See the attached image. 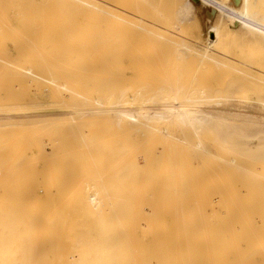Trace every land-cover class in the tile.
<instances>
[{"label": "bare ground", "instance_id": "obj_1", "mask_svg": "<svg viewBox=\"0 0 264 264\" xmlns=\"http://www.w3.org/2000/svg\"><path fill=\"white\" fill-rule=\"evenodd\" d=\"M70 1H72L74 3L76 8L81 10V13L83 16H89V19L91 18V20H88V21H91V23H93V25L91 24L92 26L90 25V27H92L93 30L96 29L95 31H97L98 33L103 32L104 30H108L106 32L110 33V31L117 28V29H119V32L121 29H123V30H121V32L122 31L126 32L129 29L130 30L138 29L136 31H138L139 34H141V33L147 34L148 32L152 33L153 31L155 34H157V31H155V30L157 28H159V30L161 29L154 22L155 21L154 19H153L154 21L148 19L149 15L153 14L152 12L156 13L157 11H155V10L153 11L151 8H149L150 5L145 6V4L143 3L144 4V6H143L141 4L143 1L141 2V0H70ZM170 1L173 4L172 5L173 9H171L172 12H175V14L177 13L176 15L181 16V18H180L181 21H191V19H192L191 14L195 8L192 0H170ZM200 1H202L203 3H205L206 5H208L209 7L212 8V10L206 11V17L210 19L209 20L210 21V25H209L210 29L208 32L214 33V38H209L207 40L206 45H204L200 42L198 25L195 26L196 31L193 30V29H195L194 26L191 30V31H193V32H191V36L193 37V40L190 43L192 44V46L196 50H198L199 54L202 57L201 58L202 61L207 59L208 63L210 62L212 64L222 66L223 68H229V66H232V65H228L225 61H222V60H220V58L215 56V53L216 54L219 53V54H221V56L224 55L220 51L226 49V48H224L226 45L225 42L227 41L225 35L230 30L229 25H228L229 23H232V24H235V26L238 25L239 27H241L243 32L246 35H248L249 37H251L253 39V41L256 43V45L259 44L264 48V0H200ZM0 8H2V7H0ZM1 10L2 11H0V12H2V13H0V16H1L0 21L2 19H3L2 21H4V18H2L1 14H3V17H5L4 13H6V12H4L3 9H1ZM215 11H218L221 14V15L218 14V15H220V19H218V20L217 19L213 20V18H212ZM22 13L25 14V12H22ZM155 13H154V15H156ZM20 14H21V12H20ZM27 15H29V14H27ZM29 17H28V19H29ZM152 17H153V15H152ZM2 21L0 22L1 23L0 26L1 25L3 26V24L6 23V21H4V23L2 24ZM24 21H25V19H24ZM103 21H105L107 23L110 22L111 24L105 23L106 25L103 27V25H102L104 23ZM100 22H103L101 24V26L99 25V27H103V28H100V29H103V31L97 30L99 28L98 24H100ZM145 23H147L148 25H145ZM87 24H90V23L88 22ZM95 24L97 26H95ZM112 24L116 28L113 27ZM107 25L108 26L110 25L111 28L108 27ZM4 26L6 28L7 25H4ZM87 26H85V27H87ZM94 26H95V28H94ZM107 27H108V29H107ZM7 28L10 29L11 27H9V25H8ZM109 28H110V30H109ZM11 29L14 30L15 28L12 27ZM117 29H116L117 34L115 33V35H119L121 33V32L118 33ZM177 29L179 30L180 28L177 27ZM15 31H17V30H15ZM42 31L45 32V30H41L40 33H44ZM160 31H162V29ZM187 31H189V30H186V32ZM114 32H115V30H114ZM131 32L132 31H130V33ZM133 32H135V31H133ZM208 32H207V34L209 35ZM22 34L23 33H21V35ZM100 34H102V33H100ZM166 34L168 35V33H166ZM15 35L18 37V35H20V34H15ZM104 35H106V34H104ZM124 35L125 36H123V33H121L119 36L123 37V38L125 37V39L119 38V36L117 38L116 36H114V34L112 36L115 37V40H116L115 45L118 44V42H120L119 40H121V39L125 40L123 42H125L126 44L123 45V42L121 41L122 43H120V45L122 46V48L124 50L123 52H125L124 54L126 56L127 52L124 49L125 48L124 46L127 47V42H126L127 41L126 40L127 35L126 34H124ZM175 35H178V34L176 33ZM145 36H148V35H145ZM23 37L27 38V36H25V35ZM158 37H161V36H158ZM172 37L177 38L178 36L177 37L172 36ZM43 38H45V37H43ZM102 38H104V36ZM109 38H111V37H109V35H108L107 39L105 37V42H107L109 40ZM201 38H202V36H201ZM113 39L114 38H112V41H113ZM149 39H150V37H149ZM115 40L113 42H115ZM29 41H30V39H29ZM109 41H111V40H109ZM175 42H176V39L174 40V43ZM129 43H130V41H129ZM174 43H172V44H174ZM178 43L176 42V45ZM95 46H94V48H96ZM179 46L182 47V45H180V44H179ZM27 47H28V49L30 48L29 45ZM34 48L35 47H33V49ZM36 50H38V49L36 48ZM36 50H34V51H36ZM153 50H154V47H153ZM227 50H225V52H227ZM29 51L30 50H28V52ZM38 51L41 52L42 50H38ZM117 51H118V49H117ZM31 52H33V50H31ZM20 53H22V52H20ZM20 53L18 55L20 57V59H22L23 56L25 57L22 59V62H23V60L27 61L26 59H28V58H26V57H28V56H25L24 53H22L21 54L22 57H21ZM25 53H26V51H25ZM156 53L157 52L155 51L153 53V55H155ZM31 54L27 53V55H29V59H30L29 61L32 62V61H34V59H31V58L36 57V56H34L36 54L35 53H33L32 55ZM128 54H127V56H128ZM130 54H131V52H130ZM185 54H186V52H185ZM231 55H232V53H231ZM259 55L261 56L262 54L260 53ZM133 56L135 57V55H133ZM2 57L3 56L0 55L1 64H3L4 61L8 60V58L5 57L4 61H2L4 58V57L3 58ZM19 57H18V59H19ZM134 57L132 60H134ZM227 57H229V56H227ZM47 58H49V57H47ZM158 58H159V56H158ZM9 59H10V62H6V63L4 62V64L7 65V63H8L7 66H10L12 68L13 73L15 72L16 75L19 76V78L18 79L16 78V80H15V78H13L14 81H17V80L19 81L20 79H22L23 81L25 80L26 82L28 81L29 85L26 86V88H24V89L32 87L30 85V83L36 82L37 80H38V82L34 83L36 86H38L37 83L40 85V80L42 83L44 82L43 80H46V82H47V78L44 77L45 74H42L43 72L40 71L41 67H40V69H37V68L35 69L34 67H31L32 63L30 64V62H27L28 64L31 65V66L30 65L29 66L31 68H33V69H31L30 67L24 65L26 62L25 63L23 62L24 63L23 64L21 61H19V63L20 62L22 63V64L21 63L19 64V63H17L18 62L17 58H16V60L14 59V62L12 61L13 59L11 60L10 57H9ZM35 59H37V58H35ZM41 59H42V57H41ZM46 59H45V61H46ZM117 59H118L117 55L115 54L114 61H116ZM157 59H155V60H157ZM250 59H252V58H250ZM38 61H41V60L38 59ZM45 61L42 59L41 62L43 63ZM179 61H180V59H179ZM35 62H36V60L34 61L33 65L36 67L37 65L35 64ZM41 62H39V63H41ZM116 62H114V64ZM36 63L39 65L38 62H36ZM157 63H159V62H157ZM173 63H174V61H173ZM204 63H205V61H204ZM237 64L239 66L236 68V70H237V74L239 76H237L235 81H237L236 85H238V90L237 91L233 90L234 95H232V93H231L232 96H230L229 93H227L229 91H226L227 95H224L225 94V92H224V94L221 96H218L217 99L214 96H208V95H204V94L195 95L193 90L185 89L183 87L185 85H183L182 87H176L175 88V87H172L173 85L172 86L167 85V82H165L164 80H163V82H165V86L166 85L169 86L170 89L168 87H167L168 89L165 87H160L156 91L157 93L155 92L156 94H154L152 96H148L149 95V92H148V95L145 96V93H143V87H146V86H142V85L134 86L131 84L132 82H130V81L134 82V80H136V79L138 82L141 81V80H138V78L136 77V75H140V77H139V79H140L142 76L138 72L139 74H136V73H135L136 75L134 74V77H136V79L133 77V74L128 78H125L123 76L124 78H122V79L123 80L127 79L129 82L127 84H125V82H124L125 85L118 90H117V88L114 87V89H115V90L113 89L114 92L110 93V95L108 94L109 99L108 100L104 99L106 101L98 98L95 94L91 93L92 95H90L88 89L89 90L93 89L94 84L92 86L93 88H91V87L90 88L88 87V89L86 88V91H88V92L82 93L81 92L82 90L85 91L84 87H86V86L83 87V85L85 83L83 85L81 83H79V85L76 86L72 82L71 85L74 84L73 86L76 88L79 86L82 89V87H83L82 90L79 89L76 91V89L75 90L68 89V86L66 87V85H64L63 83H58V82H55V80H54V82L52 83L53 88H51L48 85L51 88V90L49 89L50 90V92H49L50 98L55 99L56 97H58V95H59V97L57 99L62 98V97H60V93L64 90L63 92L67 91V92H69V94L76 96L78 103H79V99L84 100V102H81L80 105H73L71 107L70 106L65 107V108L61 107L60 110H54V109L51 110L50 108L48 109L46 107L47 106L46 105L44 108L42 107V109L41 108L39 109L38 106H37V108L32 107V109L34 111H15V110H12V111H7L4 114L0 113V120L6 121L5 123H7V121L9 122L10 120L17 119V118L42 117V116L69 117L70 119H72V123H73V121H75V122L77 121L79 123V119H80V122L81 121H87V119L89 122V119L91 121L93 118L99 117V115H102L103 118L106 116L105 118H107L108 120H111L113 122L112 123L113 126L114 127L117 126L118 130L122 129V130L127 131V132H131L133 130L134 131L139 130L140 132L142 130H147L153 135V138L150 141H148L149 143H147V146H148V144L150 145V146H148V148H146L145 144H143L144 142L141 144H136L137 142L132 140L133 143L135 142L134 144L132 143V141H130V143H128L129 141L128 142L126 141L125 143H121L120 146L124 144V147H125V144L127 143V145H126L127 148L125 147V149H124L123 147H121V148L119 147L118 150H120V151H117L119 155H115L116 152L115 153L113 152V154L116 156L115 159L113 158L114 160H116L115 162H113V165L111 168L113 171L110 169L107 171L108 173L106 172V175L109 174V172H112V173L115 172L116 174L118 173L119 175L117 174L118 175L117 176L114 173L113 174V175H115V176H113L114 178L112 176H110L112 178L111 181L108 180L109 182L106 181L107 183H104V184L101 182H104L105 180H107L108 175L106 176L101 172H102V169H104V168L106 169V166H107L106 163L109 164L108 162H110V161L112 162L113 159L110 156L113 154L111 153L110 156L108 155L110 157L109 159H111V160L108 159L109 160L108 161L107 158H105L104 152H103L104 157H103V153L101 152L102 157L99 158V156H98L99 153L97 150L96 154L98 157H95L96 154L94 153L95 156L92 155L93 157H91L92 159H90V157L86 158L91 153L90 149H89V151H90V153H89L88 148H87V152L89 154H87V156L84 157L86 159L84 161L82 160V162H81L82 164L80 163L82 165V167L80 168L81 173L77 176L78 181H75V184L72 183L73 188H71L72 191L70 190L71 193H69V195H68V196L72 197V198H70L71 200L69 199L70 201H68L72 206L69 205L66 208L65 206L68 203L66 201L67 203L65 202L66 204L64 206L65 207L64 212L62 211L61 216L64 215V213H65V215L62 217L60 216L61 217L60 221L54 222V223L48 222V225L46 226L47 227L46 232H47V236L49 239V240H47V238H46V240L49 241V243H50L49 249L52 252L48 256H46L47 257V259L45 260L46 263H40V262H38V263L34 262V263L35 264H229L228 258H229L230 254L233 255L234 253H236V255L234 254V256L238 257L239 255L237 256V253L239 252L240 254L242 253L244 255V253L246 252L243 250L244 244L243 245L240 244V242H242L244 238L239 237V236L241 235V233H245V232H248L250 230V229L248 230V228L244 227V226H247V225L250 226V225L256 223V221H253L255 216L264 220V210L262 209L263 211L261 212L260 211L261 206L259 205L260 206V207L258 206L259 209L257 208V210H259V212H256L253 214L250 211H249L250 213L245 211V210H249V209L251 210L252 206L247 207V205H248V203L251 204V201L253 199L252 200L250 199L249 200L250 202H248V200H247L248 203H247L246 207L245 206L241 207V205L238 204L237 202L236 203L239 206H235V204H236L235 200L237 199L236 198L237 195H233L235 193V190L233 193L232 188H230V186H229L230 185L229 182L231 181L232 177L230 179L229 178L227 179L228 175L226 174L225 171L224 172H222V171L225 169H228V170L230 169V172L229 171H227V172L231 173L233 171L232 172L233 174L231 173L232 175H234L235 173L238 174L240 172L241 173L243 172L242 173V174H244L243 177L248 175V179H251V181L253 179V180H257V182L259 181L260 183L264 184V182H263L264 181V163H263L264 160L261 161V159H264V117H259L258 114H257V116H255L256 113L255 114L253 113L254 114L253 115L251 113H247V112L238 110L237 109L238 106H237V108L235 107L236 109H233V107L231 109V108L225 107L224 105L227 104L230 101V99H232V100L234 99L235 101L237 100V102H240L242 100L245 102H255V103H258L264 107V67L258 66V65H260L258 60H252L249 63H245L244 61L238 60ZM49 65H45L46 66L45 68H47V66H49ZM173 65H172V68H174ZM40 66H41V64H40ZM200 66H198V69L200 68ZM10 67H9V69H10ZM45 68L43 67V69H45ZM51 68H52V65H51ZM53 68H54V64H53ZM53 68H52V71L54 72V70H55V72L57 71L56 73L58 74V71H59V70H57L58 68L54 69V70H53ZM141 68H144L143 65L141 66ZM164 69H166V68H164ZM45 70L46 71L50 70V66L48 67V69H45ZM143 70H141V71H143ZM230 70H232V69H230ZM138 71H140V70H138ZM75 72L77 73V70H75ZM78 72H80V71H78ZM164 72H165V70H164ZM44 73H46V72H44ZM50 73L52 74L51 70H50ZM141 73L143 74V72H141ZM195 73H197V71ZM50 76L51 75H49V77ZM12 77H13V74H12ZM63 77H64V75H63ZM132 77L134 78V80L130 79ZM142 77L144 78V75ZM194 77H193V79H194ZM54 78H56V77H54ZM113 78H117V77L113 76L112 80H114ZM122 79L120 78V80H122ZM18 81H17V83H19ZM25 81H24V83H25ZM74 81L76 82L77 79L76 80L74 79ZM117 81H119L118 78H117ZM142 81L143 82L145 81L146 83L151 82L150 80H148V81H150V82H148L147 80H145V78ZM142 81H141V83H142ZM190 81H189V83H190ZM79 82H81V81H79ZM114 82H116V80ZM169 82H171V81H169ZM151 83H153V82H151ZM183 83H185V82H183ZM189 83H187V84H189ZM192 83H191V86H192ZM229 83H230V81H229V79H227L225 85H228ZM21 84H22V82H21ZM34 84L32 83V85L35 87ZM45 84H48V83H45ZM80 84H81V86H80ZM178 86H180V85L178 84ZM219 86H220V84H219ZM41 87L40 86H39V88L36 87V91H37V88L39 89L38 91H41ZM233 87H235V86L233 85ZM215 88H217V87H215ZM230 89H231V87L229 88V90ZM90 92H92V90ZM41 93L40 94L36 93V94H38L39 97H45V95L41 94ZM152 93H154V92H152ZM216 95L217 94H215V96ZM10 98H12V97H10ZM63 99H66V98L63 97ZM63 99H61V101ZM75 102H76V100H75ZM50 103H53V102H50ZM54 103H55V101H54ZM61 104H63V102ZM230 107H231V105H230ZM258 107H260V106H258ZM245 108H246V106H245ZM58 109H59V107H58ZM105 113H106V115H104ZM76 116H78V117H76ZM102 116H100V117H102ZM103 118H100V119H103ZM111 121H109V122H111ZM75 122H74V124H75ZM114 122H115L116 126L114 125ZM11 123H14V122H11ZM109 124H111V123H109ZM110 126H111V128L113 127L112 125H110ZM22 127H24V126H22ZM22 127H21V129H22ZM35 128H37V127H35ZM232 128H234V131H235V128H237L238 131H239V129H241L239 134L236 131L237 132V138H238L237 140L234 139L235 136H232L233 134H232L231 130L230 131H231L232 135H230V133L228 135L229 129H232ZM91 130H92V127H91ZM111 130L113 132L115 131V130H113V128ZM36 131H37V129H36ZM87 131L92 132V131H90V129ZM173 131H175V132H173ZM206 131H208V132L210 131V133L212 134L210 136V138L206 137V139H205L202 136L203 133H207ZM241 131H242V133H241ZM243 131H244V133H243ZM245 131H249L251 133L246 134ZM28 132H29V130H28ZM38 132H40V131H38ZM126 134H128V133H126ZM15 135H17V134H15ZM129 135L132 136L133 134L132 135L129 134ZM30 137H31V135H30ZM4 138H3V141L5 140ZM15 138L18 139V137H15ZM123 138L125 139L124 136L122 137V139ZM138 138H137V141H138ZM161 138H164V140L162 141ZM89 139H90V137H89ZM131 139H134V136H132V138H130V140ZM210 139L214 141L213 144L211 145V149L208 148V146H209L208 143H209ZM9 140H10V137H9ZM140 140L142 141V139H140ZM22 141L24 142V140H22ZM164 141H166V143H164ZM171 141H172L174 146H175V144H177L179 147L183 146V147H185V149H189L188 152L186 154H184L185 157L183 158V160H187L188 157H191V156H195V157L200 156V157H205L207 159H210V161L216 162L215 168H217V166H218V168L220 170L223 169L222 171H220V172H222L221 173L222 178L220 176L221 175L220 173H219L220 175H218V176H220L221 179H224L223 175L226 174L225 175L226 179H224L226 181V183H223V185L225 187H229V189H226V190H229L232 192L226 191L227 192L226 193L224 191L225 193H223V195H221L223 190L219 189L218 191L217 190L214 191L213 188H211L212 186H210L212 182L209 183L210 185L208 184L210 186L208 191H210V188L213 190V191H210V193H208L207 189H206V191L204 189L203 190L199 189L200 187H198L194 190L192 189V191H189V190L180 189L178 186H176V185H179L176 182L177 181L179 182V180H177V178L179 175H181L179 173L182 170V168L178 164L175 165V163L179 162L182 159H180L178 157L179 155H181V154H179V153H181V151L177 149V145H176V149L171 148V144H172ZM10 142H11V140H10ZM121 142H123V141H121ZM138 142H140V141H138ZM157 142H161L162 144H164V145L161 144L162 146L160 145L161 150L159 148L157 150V144H158ZM8 143H9V141H8ZM87 144H89V143H87ZM7 145L9 146V144L6 143L5 146H7ZM15 145H16V142H15ZM70 145H71V143H70ZM91 145H94V144H91ZM103 145H105V143ZM113 145H115V144H113ZM168 145H170L169 148L166 147V149H165V147H164L162 149L163 146H168ZM11 146H12V144L9 147H11ZM117 146H119V145H117ZM83 148H85V144L83 145ZM122 148H123V150H122ZM4 149H8V148H4ZM14 149H16V147ZM18 149H19V147H18ZM185 149H184V151H185ZM121 150H122V152H121ZM174 150H176V151H174ZM101 151H102V149H101ZM3 152H5V151H3ZM16 152H17V149H16ZM18 152H20V151H18ZM18 152H17V154H18ZM92 152H94V151H92ZM106 152H108V151H106ZM20 153H22V152H20ZM70 153H69V156H70ZM1 155H4V154H1ZM136 155H141V157H142L141 159H143L144 161L149 162V163L153 162V161L158 162L157 168H158L159 172L160 171L162 172V174L164 172H169L168 175L170 174V172L172 173L168 177L169 178L168 183L165 181L168 185H164V187L166 186L167 188L166 187L164 188L163 185H162V187L164 189H160V187H159L163 181V179H161V177H160L161 176V173H160V175L159 174L157 175L158 178L160 177L159 179H161V181H160L161 183L158 181L160 184V185H158L159 189H155V188L151 189V187H150L151 183L143 179L145 176L140 175V174H142V171H140V169H139V164L136 160ZM90 156H91V154H90ZM100 156H101V154H100ZM195 157H194V159H196ZM238 158L239 159L245 158L244 161H247V158H249V159L253 158V160L255 159V163L253 161L254 165L252 164V167H247L248 165L246 167H244L242 164L239 163V161H237ZM1 159H2V157H1ZM77 159H78V157H77ZM249 159H248V162H250L252 160V159H250V160ZM12 160H14V159H12ZM198 161H200V160H198ZM79 162L80 161H78V163ZM186 162H185V164L187 165ZM194 162H196V161H194ZM260 162L263 164H261ZM5 163H7V162L5 161ZM5 163H2V164H5ZM217 163H219V164H217ZM251 163H249V164H251ZM257 163H259L260 167H262V165H263V169L262 168H261V170H260V168L258 169ZM146 164H147L146 165V167H147L149 164L148 163H146ZM10 165H9V167H10ZM15 165L17 166V164H15ZM104 165H105V167H104ZM153 165H155V163ZM196 166H197V164H196ZM2 167H5V166H2ZM48 167H51V166L49 165ZM146 167H145L144 173L146 171L147 172L145 174L148 173V170H146ZM12 168H13V165H12ZM1 169L3 170V168H1ZM105 169H104V171H105ZM120 169H122V170H120ZM186 169L189 173L188 168H186ZM99 170H101L100 174H99V172H97ZM196 170H197V167H196ZM234 170L237 172H235ZM119 171H121V174L119 173ZM93 172H95V173H93ZM152 172H153V169H152ZM4 173H5V171H4ZM39 173L43 174L41 172H39ZM97 173L101 176L96 175ZM112 173H110V174L112 175ZM149 173H150V171H149ZM223 173H225V174H223ZM245 173L247 175H245ZM145 174H143V175H145ZM231 174H230V176H231ZM0 175L2 176L3 174H0ZM148 175L150 176V174H148ZM197 175H198V171H196V178L199 177ZM249 175H251L250 178H249ZM105 176L107 178H105ZM102 177L105 180L102 179ZM110 177H109V179H110ZM236 177L237 176L235 174V178ZM241 177H242V175L240 176V178ZM19 178H20V176H19ZM151 178H153V176ZM158 178H156V179L158 180ZM162 178H163V175H162ZM238 178H239V176H238ZM238 178H236V179L238 180ZM96 179H98L100 181L102 180V181L101 182L100 181L95 182ZM245 179H246V177H245ZM245 179H244V182L246 183V187H248V192H249V189L252 187H249L248 184L250 186L252 184L250 183L251 181L249 182V180H245ZM166 180H168V179L166 178ZM198 180H199V178L196 181L197 183H198ZM227 180L228 181L230 180V181L227 182ZM237 180H236V182H237ZM190 182H191V179H190ZM40 183L38 182L39 185H40ZM234 183L233 182L231 183V187L234 186L233 185ZM252 183H256V182L252 181ZM35 184H36V180H35ZM225 184L228 186H226ZM235 184H237V183H235ZM28 185H29V183H28ZM28 185H26V186H28ZM52 185H53V183H52ZM173 185H175V188L171 187ZM212 185H213V183H212ZM191 186H192V184H191ZM239 186H241V184ZM259 186H261V184ZM156 187H157V185H156ZM196 187H197V185H196ZM213 187H214V185H213ZM225 187H224V190H225ZM237 187H238V185H237ZM243 187H241V188H243ZM176 188H178V189H176ZM245 188H243V189H245ZM263 188H264V186H263ZM258 189H260V187H258ZM64 190H62V191H64ZM70 191H68V192H70ZM216 191H217V193H215ZM3 193L5 194V191ZM57 194H59V193L57 192ZM248 194H249L248 196H250L251 192ZM261 194H262V192H261ZM261 194H259L260 197H261ZM47 195H49V194H47ZM63 195H60L61 199H62V200L60 199L61 201H64L65 199L63 200V198L67 197V196L62 197ZM208 195H210V196H208ZM254 195H255V193H254ZM14 197H15V195H13V198ZM240 197L245 198L244 195L240 196ZM28 198L29 197H27V199ZM260 199H262V197ZM260 199L258 200L259 202L261 201ZM17 201H18V199H17ZM61 201H59L60 205H61ZM230 201H232L233 204ZM237 201H238V199H237ZM245 201H246V199H245ZM0 202H1V200H0ZM28 202H29V199H28ZM28 202H27V204H28ZM34 202L35 201H33V203ZM40 203H38V204L40 205ZM213 203H215L217 206L216 205H215L216 207L213 206L214 205ZM23 204H25V202ZM34 204H37V202ZM245 204H242V206ZM56 205H58V204L56 203ZM23 206H25V205H23ZM254 206H255V204H254ZM0 207H2V206H0ZM25 207H28V206H25ZM39 207H37V205H36V208H39ZM255 207H257V206H255ZM263 207H264V205H263ZM17 208H19V207L17 206ZM20 208H22V207L20 206ZM31 208H34V205ZM42 208L43 207L41 205V209ZM54 208H56V207L54 206ZM61 209H63V208H61ZM26 210H27V208H26ZM51 210H50V213H51ZM6 211L7 210L5 208H0V239H1V243L3 242L2 239L5 240V238H4L5 235L10 234V232L8 233L7 230H9V231L12 230L10 235H14L13 229H11V228L9 229L8 226L18 227L20 224V223H16V222H14V224H11V223L8 224V221H6V220H8L9 218H7V215L5 214ZM52 211H54V210H52ZM254 211H256L255 208H254ZM38 213L36 212L35 216L38 215L37 217H39L43 213L41 215L42 220H43V218H45L47 216H48V218L50 217V215H47V213L44 211L39 213L40 215ZM55 213L56 212L54 211L53 214H55ZM48 214H49V212H48ZM253 215H254V217H252ZM53 217L55 218V215ZM48 218H45V219H48ZM15 219H16V217H15ZM41 219L40 220L38 219V223L40 221H42ZM35 220H36V218L34 217V221ZM48 220L50 221L53 219H48ZM44 223H46V221H44ZM257 223L260 224V222L258 220H257ZM27 224L28 223H26L25 226H27ZM33 224L37 225L36 223H33ZM41 224H43V223H41ZM30 225H32V224H30ZM41 226L43 227V225L39 224V227L37 225V228H34L35 226L32 228H34V229L40 228L42 230L43 228ZM260 226H262V224ZM242 227H244V228H242ZM252 227H255V226H252ZM6 228H7V230H6ZM249 228H251V227H249ZM28 229L32 230L31 227ZM252 229L253 230H250V233L255 237L257 236V238H255V239H257L256 242L258 244L261 242L259 244V246L262 247L261 244H264V242H262V241H264V240H262L263 235H264V227H260V228L255 227ZM44 230H45V228H44ZM16 231L18 232V229H16ZM37 231L38 230L33 231V233L37 232ZM5 232H7V233L5 234ZM39 232H40V230L38 231V233ZM14 233H15V230H14ZM25 234L29 235L30 233L28 232ZM37 234H36V239L32 236L26 238L25 237L26 235H25L24 237L28 240V242L31 240V243H33L35 240H36L35 242H37V238L39 235V234L38 235ZM245 234H247V233H245ZM10 235H7V236H10ZM43 235L44 234H42V236ZM31 237L35 240H33ZM39 237H40V235H39ZM249 237H250V235H249ZM41 238L42 237H40V239ZM238 238H240V239H238ZM252 239H253V237H252ZM21 240H23V238H21ZM237 240H239L240 242H238ZM247 240L248 239H246V241ZM246 241H244V242H246ZM12 242H14V241H12ZM18 242H20V241H18ZM226 242H228V243L225 244ZM237 242L240 244V246L242 247L241 249L243 251H239V249H238L239 245ZM248 242H249L248 244L245 243V245H247V248L251 247V246H249V244H250L249 240H248ZM251 242L253 243V241H251ZM3 244H6V242ZM17 244L19 246L20 243H17ZM38 244H39V242L34 244V247ZM254 245L255 244L253 243L252 246H254ZM13 246H14V244H13ZM256 246H258V245H256ZM11 247H12V245H11ZM11 247L8 249L9 251H10ZM29 247H30V245H29ZM34 247H32V249ZM3 248H6V246H4ZM3 248H2V250H3ZM16 248H17V246H16ZM247 248L245 247L244 249L247 250ZM37 249H34V251L36 250V253H37ZM30 250H31V248H30ZM9 251L7 253L8 255L7 254L0 255V264H22L24 262V261H22V262L15 261V258H16L15 255L17 256V253L15 252L16 254L13 257H11L12 255L11 254H10L11 256L9 255ZM11 251H12V249H11ZM232 251H237V252H232ZM255 251H256V249H255ZM263 251H264V249H263ZM3 253H6V252H3ZM21 253H22V251H21ZM44 253H46V252H44ZM22 254L27 255V253H22ZM22 256H25V255H22ZM32 256H35V255L32 254L31 258H32ZM43 256L45 257V255H42V257ZM234 256H232V259L234 258ZM240 256H242V255H240ZM240 256H239V258H237L239 262L241 260ZM246 256H248V255L246 254ZM4 258H5V260H4ZM260 258L263 259L264 257L260 256ZM9 259H11V260H9ZM21 259L25 260V258H21ZM237 259L235 258L236 262H237ZM33 261H34V259H33ZM27 262H29V261H27ZM27 262H24V263L27 264ZM30 262H31V259H30ZM229 262H231V261H229ZM242 263L244 264V262L241 260V262L239 264H242ZM30 264H32V263H30ZM254 264H255V262H254Z\"/></svg>", "mask_w": 264, "mask_h": 264}, {"label": "rangeland", "instance_id": "obj_2", "mask_svg": "<svg viewBox=\"0 0 264 264\" xmlns=\"http://www.w3.org/2000/svg\"><path fill=\"white\" fill-rule=\"evenodd\" d=\"M192 1L194 3L195 8H194V10H193V12L191 14V17H192L191 21H181L180 20L181 16L176 15L177 13L175 14V12H172L171 9H173L172 8L173 4L171 3L170 0H141V2H142L141 4L143 6H144V4H145V6L150 5L149 8H151L153 11L154 10L157 11L156 13L152 12L153 14H150L148 19H150V20L154 19L155 21L154 20L153 21L162 29V31H160L161 29L159 30V28L156 27L157 29L155 31H157V34H155L154 31L152 33L148 32L147 34L146 33L145 34L144 33L139 34L138 31H136L138 29H136V30H130L129 29L128 31H126L127 32L126 33L125 31L121 32V30H123V29L120 28L121 29L120 32L123 33V36H125L124 34L127 35L126 36L127 47L124 46L125 47L124 49L126 50L127 54L128 53L130 54V52H131L130 55L128 54V56H127V54H126V56H125V54H124L125 52H123L124 50H123L122 46L120 45V43L125 41V40H123V39H125V37L123 38V37L119 36L121 34L119 32V29H117L112 24V26L115 27L117 29L118 33H120V34L119 35H115L116 29H113L112 31H110V33L106 32L108 30H104L105 31L104 32L103 29H100V28H103L106 25L105 23H107V22L103 21L104 23L100 22V24H98V27H99V25L101 26V24L103 23L102 24L103 27H99L97 29L98 31L102 30L103 32H99L98 33L97 31H95L96 29L93 30V28L90 27L91 24L93 25V23H91V21H88V20H91V18L89 19V16H83L82 13H81V10L76 8L74 3L72 1H70V0H0V7H2V8H0V11H2L1 9H3V11L6 12V13H4L5 17H3V14H1L2 18H4V21H6V23L3 24L4 21H2L3 20L2 19L1 21H2L3 26L2 25L0 26V28H1L0 29V55H2L4 57V58L2 57L3 58L2 61H4V59L6 57V58H8V60L6 59L7 61H4V62L5 63L6 62H10V59H9V57H10L11 60L13 59L12 60L13 62H14V59L16 60V58H17V61H18V62L16 61L17 63H19V61L22 62V59L25 58V57L23 56V58L20 59V57L18 56L19 53L22 52V53H24L25 56H28V57H26V58H28V59H26L27 61L23 60V62L24 63L25 62L26 63L30 62V64L32 63L31 64L32 66L30 64H28V63L27 64L26 63L24 64L23 62L22 63L24 65L28 66V67H30V66L34 67L35 69L36 68L40 69V67H41L40 71L43 72L42 74H45L44 77L47 78V82H46V80H43V79L42 80L45 83H48V84H45L44 82L42 83L41 80H40V85L37 83L38 86H36L34 83L38 82V80H37L36 82H32L35 85V87L32 85V83H30V85L32 87L29 86L30 88L24 89V88H26V86L29 85L28 81L26 82L24 80L25 83H24V81L22 79H20L19 81L17 80L19 83H17V81H14L13 78H15V80H16V78L18 79L19 76H17L15 72L13 73L12 68L10 66H7L8 63L6 65V64H4V62H3V64H1V62H0V80L2 81V82L0 81V86H1L0 87V110H1L0 113L4 114L7 111H12V110H15V111H34L32 109V107H36L37 108V106H38L39 109L40 108L42 109V107L44 108L46 105H47L46 107L48 109L50 108L51 110H53V109L54 110H60L61 107L62 108H65V107H68V106L71 107L73 105H80L81 102H84V100L79 99V103H78V101L76 99L77 98L76 96H73L72 94H69V92H67V91L63 92L64 90L60 93V97H62V98H59L60 100L57 99L59 97V95L55 99L54 98H50L49 97V92H50L51 88H53L52 83L54 82V80H55V82L63 83L64 85H66V87L68 86V89H73V90L76 89V91L79 90V89L82 90L83 87L86 86V87H84L85 91H83V90L81 91L82 93L83 92L86 93V92L89 91L90 95L95 94L98 98H100L102 100H104V99L108 100L110 93L114 92L113 91L114 87L117 88V90H118V89L122 88L125 84H127L129 82L127 79H125L127 81L126 82L122 78H124V77L128 78L132 74H133V77H134L135 73L136 74L140 73L142 76L144 75L145 80H147V81L150 80L151 82H153V83H151L150 81H148L150 83H146L144 81L145 82L144 83L142 81V80H144V78L141 76V78L139 79L140 75H136V74H135L136 77L138 78V80H141L142 83H141V81L138 82L136 77H134L136 80H134L133 77L130 78V79L134 80V82L130 81V82H132L131 83L132 85H134V86H138V85L139 86L140 85L146 86V87H143V93H145V96L148 95V92H149L148 96H152V95L156 94L157 93L156 91L160 87H165V88L168 87L169 88V86H167V85H171V86L173 85L172 87H175V88L176 87H182L183 85H185L183 87L185 89H187V90H190V89L193 90L195 95L204 94V95H208V96H214L216 99L218 98V96L223 95L224 92H225L224 95H227V93H229L230 96L234 95L233 92L238 90V85H236L237 81H235L237 76H239L237 74V70H236V68L239 66L237 64L238 60L239 61H244L245 63H249L252 60H258V62L260 64L258 66L259 67H261V66L264 67V48L261 45H259V44L256 45V43L253 41V39L243 32L241 27H239L238 25L235 26V24L229 23L228 25H229L230 30L225 35L227 41L225 42L226 45L224 47V48H226L225 50H227V49L228 50H227V52H225V50L220 51L222 54H224L223 56H221V54H219V53L218 54L215 53V56L220 58V60L225 61L228 65H232V66H229V68H223L222 66L215 65V64H212L210 62L208 63V60L205 59V58H204L205 59L204 60L205 63H204V61H202V59H201L202 57L199 54L198 50H196L192 46V44L190 43L193 40V37L191 36V32H193V31H191V30H192L193 26L195 28V26L198 25L200 42L202 44H204V45H206L207 40L209 38H214V33L208 32L209 29H210L209 28V25H210V21L209 20L210 19L206 17V11L207 10H212V8L209 7L208 5H206L205 3H203L200 0H192ZM20 12H21V14H20ZM22 12H25V14L22 13ZM0 13H2V12H0ZM154 13L156 15H154ZM27 14H29V15H27ZM218 14H220V12H218V11L214 12V14L212 16L213 20L220 19V15L221 14L220 15H218ZM152 15H153V17H152ZM28 17H29V19H28ZM24 19H25V21H24ZM88 22L90 24H87ZM109 23L110 22H108L107 24H109ZM96 24H95V26H97ZM4 25H7V26L9 25V27H11V28L13 27L15 29L13 30V29L10 28L11 29L10 30V29L7 28V26H6V28H7L6 29ZM145 25H148V24L145 23ZM85 26H87V27H85ZM95 26H94V28H95ZM108 27H110V25ZM108 27H107V29H108ZM177 27H179L180 29L178 30ZM110 28H109V30H110ZM184 28L186 30H189V31L186 32V30ZM15 30H17V31H15ZM41 30H45V32L42 31L44 33H40ZM114 30H115V32H114ZM193 30L196 31V28L193 29ZM130 31H132V32L130 33ZM133 31H135L136 33L133 32ZM20 32L23 33V34L21 35ZM165 32L168 33V35ZM207 32L209 33V35L207 34ZM100 33H102L103 35L100 34ZM176 33L178 35H175ZM15 34H20V35H18V37H17ZM104 34H106V35H104ZM113 34L117 38H118V36H119V38H123V39L119 40L120 41V42H118L119 45L118 44L115 45L116 40H115V37L112 36ZM24 35L27 36L28 39L26 37L24 38L23 37ZM108 35H109V37H111V38H109V40H111V41L108 40L107 42H105V37L107 39ZM145 35H148V36H145ZM42 36L45 37L46 39L43 38ZM103 36H104V38H102ZM158 36H161L162 38L158 37ZM172 36H176V37L178 36V37L175 38V37H172ZM201 36H202V38H201ZM149 37H150V39H149ZM112 38H114L113 41L115 40V42L112 41ZM29 39H30V41H29ZM175 39H176L177 43L179 42L177 45H176V42L174 43ZM129 41H130V43H129ZM172 43H174V44H172ZM124 44H126V43L123 42V45ZM179 44L182 45V47L179 46ZM28 45H29L30 48L31 47L32 48L28 49V47H27ZM94 46L96 48H94ZM152 46L154 47V50H153ZM25 47L28 50H30V51L28 52V50ZM33 47H35V48L33 49ZM36 48L38 50H42V51L40 52V51L36 50ZM117 49H118V51H117ZM31 50H33V52H31ZM34 50H36L38 53L36 51H34ZM25 51H26V53H25ZM155 51L157 53L155 55H153V53ZM184 51L186 52V54H185ZM22 53H20V56H21ZM27 53H29V54L35 53L36 55H34V56H36V57L32 56L33 58H31V59H34V61L36 60V62H38V63L41 62L42 59L45 61V59L47 57H49V58L46 59L47 62L45 61L47 64L45 62H43V63L41 62L38 65L35 62V64L38 66V67L37 66L35 67L33 65L34 61H32V62L29 61L30 59H29V55H27ZM231 53H232V55H231ZM260 53L262 54L261 56L259 55ZM115 54L117 55V58H118L116 60L117 62L114 61ZM132 54L135 55V57ZM16 55L19 57L20 60L18 59V57ZM158 56H159V58H158ZM227 56H229V57H227ZM41 57H42V59H41ZM133 57H134V60H132ZM35 58H37V59H35ZM250 58H252V59H250ZM38 59L41 60V61H38ZM155 59H157V60H155ZM179 59H180V61H179ZM173 61H174V63H173ZM114 62H116V63L114 64ZM157 62H159V63H157ZM40 64H41V66H40ZM53 64H54V68H53ZM141 64L143 65V67L145 69L141 68V66H142ZM173 64L174 65L176 64V65L174 66ZM45 65H49L50 66V70H51L53 75L50 73V70H47V71L45 70V69H48V67H49V66H47V68H45L46 67ZM51 65H52L53 70L58 68L57 69V70H59L58 74L56 73L57 71L55 72V70H54L55 73L52 71ZM172 65H173L174 68H172ZM198 66H200L199 69H198ZM9 67H10V69H9ZM43 67L45 69H43ZM164 68H166V69H164ZM168 68L169 69L171 68V69L169 70ZM31 69H33V68H31ZM230 69H232V70H230ZM75 70H77V73L75 72ZM138 70H140V71L143 70V71H141V72H143V74L140 71H138ZM164 70H165V72H164ZM78 71H80V72H78ZM196 71H197V73H195ZM44 72H46V73H44ZM12 74H13V77H12ZM49 75H51V76L49 77ZM63 75H64V77H63ZM113 76L117 77L119 81H117V78H113L114 80H112ZM54 77H56V78H54ZM193 77H194V79H193ZM120 78L122 80H120ZM74 79L75 80L77 79V81L75 82ZM227 79H229L230 83L228 85H225ZM78 80L81 81V82H79ZM115 80H116V82H114ZM163 80L165 82H167L166 86H165V82H163ZM169 81H171V82H169ZM182 81L185 82V83H183ZM189 81H190V83H189ZM21 82H22V84L24 83L25 85L24 84L22 85ZM72 82L76 86L79 85V83H81L82 85L84 83L85 84L83 85L82 89L79 86H78L79 88L77 87L78 88L77 89L76 87L73 86L74 84L71 85ZM124 82H125V84H124ZM187 83H189V84H187ZM191 83H192V86H191ZM41 84L42 85L44 84V85L42 86ZM81 84H80V86H81ZM93 84H94V88L92 87ZM178 84L180 86H178ZM219 84H220V86H219ZM233 85L235 87H233ZM39 86L40 87L42 86L41 87V91H38L39 90L38 89ZM36 87H38L37 91H36ZM88 87L89 88L91 87L93 89L89 90ZM215 87H217V88H215ZM228 87L229 88L231 87V89L229 90ZM86 88L88 89V91H86ZM91 90H92V92H90ZM226 91H229V92L226 93ZM152 92H154V93H152ZM36 93L44 94L45 97H39L38 94H36ZM231 93H232V95H231ZM215 94H217V95L215 96ZM10 97H12V98H10ZM63 97H65L66 99H63ZM61 99H63V100L61 101ZM75 100H76V102H75ZM106 100H104V101H106ZM54 101H55L56 104L54 103ZM56 101L57 102L59 101V102L57 103ZM50 102H53V103H50ZM62 102H63V104H61ZM230 105H231V107H230ZM224 106L227 107V108H231V109H232V107H233V109H236L237 106H238V108H237L238 110H241V111H244V112H247V113H251V114H253V113L255 114L256 113L255 116H257V114H258L259 117H264V114H263L264 113V107L262 105L258 104V103H255V102H245L243 100L240 101V102H237V100L235 101L234 99L233 100L230 99V101L227 104H225ZM245 106H246V108H245ZM258 106H260V107H258ZM58 107H59V109H58ZM104 115H106V113ZM100 116H102V115H99V117L93 118L91 121L89 119V122H88V119H87V121H81V122H80V119H79V123L77 121L76 122L73 121V123H72V119H70L69 117H51V116L50 117L49 116L48 117L47 116H42V117L17 118V119L10 120L9 122L7 121V123H5L6 121L0 120V174H3L2 176L0 175V177H1L0 178V185H1L0 186V193L2 192L1 193L2 195L0 194V200H1L0 206H2V207H0V208H5L7 210L5 212V214L7 215V218H9V219L11 218L10 220L9 219L6 220V221H8V224L9 223L14 224V222H16V223H20L19 226L21 225L20 227L19 226L18 227H16V226H8L9 229L10 228L13 229V234L14 235H10L12 230L9 231V230H7L8 227L6 228L8 233L10 232V234H7V235H10V236L5 235L7 233V232H5V234H4L5 235V237H4L5 240L2 239L3 242L1 243V239H0V244H1L0 245V247H1L0 249L2 250V248L4 246H6V248H3L2 251L0 250V255L7 254L8 251H9L8 249L12 245L13 248L11 247L12 251L10 249L9 255L11 254L12 256L11 255L10 256L13 257L17 253V256L15 255V257H16L15 261H19V262H22V261L27 262V261H29V262H27V264H30V263L35 264V263H38V262L46 263V261H45L47 259L46 256H48L52 252L49 249L50 243H49V241H47L49 239H48L47 232H46V228H47L46 226L48 225V222L49 223L50 222L54 223V222L60 221L61 217L65 215V213H64V215L61 216L62 211L64 212V208L65 207L67 208V206L71 205L68 201H70L71 200L70 198H72V197H70L68 195L72 191L71 190V188H73L72 183L75 184V181H78L77 180V178H78L77 176L81 173V169L80 168L82 167V165H81L82 164L81 163L82 160L84 161L88 157H90V159H92L91 157L95 156V154L97 153V150H98V153H99V155H98L99 158L102 157V153L104 152L105 153V158H107V160L110 157L112 159L113 158L115 159V157H116L115 155H119L118 152H117V151H120V150H118L119 147L120 148L123 147L124 149H125V147L127 148V146H126L127 143L125 144V147H124V144L120 146L121 143H125L126 141L127 142L129 141L128 143H130V141L133 140V141L137 142L136 144H141V143L144 142L143 144H145L146 148H148V146H150L149 144L147 146V143H149L148 141H150L153 138V135L149 131L142 130L140 132L139 130H137V131L133 130L131 132H127V131H124L122 129L118 130L115 122H114V125L116 127L113 126V124H112L113 122L111 120H108L107 118H105L106 116L104 118H103V116L102 117H100ZM76 117H78V116H76ZM100 118H103V119H100ZM109 121H111V122H109ZM11 122H14V123H11ZM74 122H75V124H74ZM109 123H111V124H109ZM110 125L113 126L112 127L113 130H115L114 132L111 130L112 128H111ZM22 126H24V127H22ZM90 126L92 127V130H91ZM21 127H22L23 130L21 129ZM35 127H37V128H35ZM36 129H37V131H36ZM89 129L92 132H88L87 130H89ZM28 130H29V132H28ZM230 130L232 131L233 135L231 134ZM240 130L241 129H239V131H238L237 128H235V131H234V128L229 129L228 135L230 133V135L235 136L236 138L234 137V139L237 140L238 139L237 138V132L239 134ZM38 131H40L41 133L38 132ZM173 132H175V131H173ZM206 132L207 133H203L204 135L202 134V136L205 139H206V137L210 138V136L212 134L210 133V131L209 132L206 131ZM126 133H128V134H126ZM241 133H242V131H241ZM243 133H244V131H243ZM245 133L249 134L251 132L245 131ZM15 134H17V135H15ZM129 134H131V135L133 134L132 136H134V139L130 140V138H132V136H130ZM13 135L15 137H18L19 140L16 139ZM30 135H31V137H30ZM123 136L125 137V139L124 138L122 139ZM9 137H10L11 142L9 140ZM89 137H90V139H89ZM3 138L6 141L5 140L3 141ZM137 138H138V141H140V142L137 141ZM164 138H161V140L163 141ZM140 139H142V141ZM22 140H24V142ZM8 141H9V143H8ZM14 141L16 142V145H15ZM121 141H123V142H121ZM133 141H132V143H133ZM213 142L214 141L210 139V141L208 143V145H209L208 148L209 149H211V145L213 144ZM6 143L9 144V146L12 144L13 147L12 146L9 147L8 145L5 146ZM70 143H71V145H70ZM87 143H89V144H87ZM90 143L94 144V145H91ZM104 143H105V145H103ZM157 143H158L157 144V150H158V148L161 150V146L164 145V144H162L161 142H157ZM164 143H166V141H164ZM171 143H172V141H171ZM84 144H85V148H83ZM113 144H115V145L117 144L119 146H117V145L115 146ZM176 145L177 144H175V146H174L173 143H172L171 144V148L172 149H174V148L176 149ZM15 147L17 149V152L20 151L23 154L20 153V152H18V154H17L16 149H14ZM18 147H19V149H18ZM164 147L166 149V147L169 148L170 145L163 146L162 149ZM178 147L179 146L177 145V149L181 151V153H179L181 155H179L178 157L180 159H182V160H180L179 162L175 163V165L178 164L182 168V170L179 173L181 175H179L178 178H177V180H179V182L178 181L176 182L177 184H179V185H176V186H178L180 189L192 191V189L194 190V189L200 187L199 189H202V190L204 189L205 191L207 189V191H208L209 187L212 186L211 188H213L214 191L215 190L218 191L219 189L223 190V192L221 191L222 192L221 195H223V193H225L226 191H229V190H226V189H229V187H225L223 185V183H226V181L224 179H226L225 175L227 174L228 175L227 179L228 178L230 179L231 177H232V179L234 178L233 180L231 179V181L229 180L230 182L227 180V182L230 183L229 186H230V188H232L233 193H234V190H235V193L233 195H237L236 198L238 199V201L236 199L235 203L237 202L238 204L241 205V207H244V206L246 207L247 203L250 202L249 200L253 199L251 201V204L248 203V205H247V207H251L252 206L251 210L249 209V210H245V211H247L248 213L251 212L253 214L256 213V212H259V210H257L259 205L261 206V210L260 211L262 212L264 210V207H263V205H264V191H263L264 190V188H263L264 184L263 183H260L259 181H258L259 182L258 183L257 180H253V179H252V181L253 182L255 181L256 183H252L251 179H248V175L246 173H245V175H247V176H245L246 179H245V177H243V175H244V174H242L243 172L242 173L240 172L238 174L235 173L236 176H237L236 178H238V176H239V178L237 180L235 178V174L232 175L233 171L231 172L232 173L231 174V173H229L230 169L229 170L228 169H225V170L221 169L220 170L218 168V166H217V168H215V166H216L215 163L216 162L210 161V159H207L205 157L191 156V157H188L187 160H183V158L185 157L184 154H186L189 149H185V147H183V146H182L183 148L179 147L180 149ZM4 148H8V149H4ZM87 148H88V151L90 149L91 153H90V151H89V153L91 154V156L87 152ZM123 148H122V150H123ZM101 149H102V151H101ZM184 149H185V151H184ZM26 150L27 151L29 150V151L27 152ZM122 150H121V152H122ZM3 151H5V152H3ZM83 151L84 152L86 151L87 153L86 152L84 153ZM92 151H94V152H92ZM106 151H108V152H106ZM174 151H176V150H174ZM113 152L114 153L116 152L115 155L113 154ZM69 153H70V156H69ZM104 153H103V157H104ZM111 153L113 155H111ZM1 154H4V155H1ZM87 154H89V155L87 156ZM100 154H101V156H100ZM108 155L109 156L111 155V156L109 157ZM98 156L96 154L95 157H98ZM1 157H2V159H1ZM77 157H78V159H77ZM84 157H86V158H84ZM194 157L196 159H194ZM141 158H142L141 155H136V160H137V162L139 164V169H140V171H142V174H140V175L141 176H145L143 179L151 183V186H150L151 189H154V188L155 189H159V187H160V189H164L166 187V186L164 187V185H168L167 184L168 181H169L168 177L172 173L170 172V174L168 175L169 172H164L162 174V172L161 171L159 172V170L157 168L158 162L153 161V162L149 163V162L144 161ZM242 158H240V159L238 158L237 161H239V163L242 164L244 167H246L247 165H248L247 167H252V164L254 165V163H255V159L253 160V158H250V159H252L250 162H248L249 158H247V161H244L245 158L244 159H242ZM12 159H14V160H12ZM77 160L80 161V162L78 163ZM109 160H111V159H109ZM113 160H112V162L110 161L111 163L107 161L109 164H107L104 161L107 166H106V169L104 168L105 171H104V169H102L101 173L106 175V172L112 168L113 162L116 161V160H114V161ZM198 160H200V161H198ZM262 160H264V159H261V161ZM5 161L7 163H5ZM184 161L185 162L187 161L186 162L187 165L185 164ZM194 161H196V162H194ZM253 161H254V163H253ZM2 163H5V164H2ZM146 163L149 164L148 165L149 167L148 166L146 167V165H147ZM154 163H155L156 166L153 165ZM249 163H251V164H249ZM263 163H261V164H263ZM15 164H17V166ZM196 164H197V166H196ZM217 164H219V163H217ZM257 164H258V169L259 168H260V170H261V168L263 169V165H262V167H260L259 163H257ZM9 165H10V167H9ZM12 165H13V168H12ZM49 165L51 167H48ZM2 166H5L6 168L2 167ZM104 167H105V165H104ZM145 167H146V170H148L147 174H145L147 171L144 173ZM196 167H197V170H196ZM1 168H3V170ZM186 168H188L189 173H188ZM152 169H153V172H152ZM120 170H122V169H120ZM4 171H5V173H4ZM100 171L101 170H99L97 172H99V174H100ZM149 171H150V173H149ZM196 171H198V175L197 176H199L197 178H196ZM220 171H222V172L225 171L226 172V174L223 173V174H225V175H223L224 179H221L222 178V174H221L222 172H220ZM227 171H229V172H227ZM39 172H41L43 174H40ZM95 172H93V173H95ZM235 172H237V171H235ZM110 173H112V172H109V174H107L108 176L106 175L108 177L107 180H105L102 177V179L105 180L104 182H101L102 180L100 181L98 179H96L95 182L96 181H100L103 184L107 183V182H109L108 180L111 181V179H112L110 176L113 177V176L118 174V173L116 174L114 172L115 175H113L114 173H112V175H111ZM119 173L121 174V171H119ZM160 173H161L160 177H161V179H163L161 185L159 184L161 179H159L160 177L158 178V176H157L158 174L160 175ZM99 174L97 173L96 175H99ZM143 174H145V175H143ZM148 174H150V176ZM230 174H231V176H230ZM162 175H163V178H162ZM218 175H220L221 178ZM241 175H242V177L240 178ZM19 176H20V178H19ZM99 176H101V175H99ZM106 176H105V178H107ZM152 176H153V178H151ZM250 176L251 175H249V178H250ZM109 177H110V179H109ZM156 178H158V180ZM166 178L168 180H166ZM189 178L191 179V182H190ZM198 178H199V180H198V183H197L196 181H197ZM244 179L245 180H249V182L251 181L250 183L253 185V186L252 185L250 186L248 184L249 187H252V188L249 189V192H248V187H246V183L244 182ZM35 180H36V184H35ZM236 180H237V182H236ZM38 182L39 183L41 182L40 185L38 184ZM210 182L213 183L214 187H213L212 183H211V185L209 184ZM232 182L233 183L235 182L237 184L234 183L233 184L234 186L231 187V183ZM28 183H29V185H28ZM52 183H53V185H52ZM191 184H192V186H191ZM240 184H241V186H239ZM260 184H261V186H259ZM26 185H28V186H26ZM156 185H157V187H156ZM158 185H160V186L158 187ZM162 185H163L164 188L162 187ZM196 185H197V187H196ZM237 185H238V187H237ZM226 186H228V185H226ZM171 187L175 188V185H173ZM224 187H225V190H224ZM241 187H243V188L246 187V188L243 189ZM258 187H260V189L261 190L263 189V190L261 191L260 189H258ZM211 188H210V191H213ZM176 189H178V188H176ZM62 190H64L65 192L62 191ZM67 190L68 191L71 190V191L68 192ZM4 191H5V194L3 193ZM210 191H208V193H210ZM217 191L215 193H217ZM57 192L59 194H57ZM229 192H232V191H229ZM250 192L252 194V195L250 194L251 197L248 196L249 195L248 193H250ZM261 192H262V194H261ZM254 193H255V195H254ZM258 193L261 194L262 199H260L261 197L259 196ZM47 194H49L50 196L47 195ZM13 195H15L14 198H13ZM60 195H63L62 197H64V196L66 197L67 196L68 198L67 197L63 198V200L64 199L65 200L61 201L62 199H61ZM243 195L245 196V198L240 197V196H243ZM208 196H210V195H208ZM27 197H29L28 199H29L30 203L28 202ZM33 197L34 198L36 197V198L34 199ZM17 199H18V201H17ZM245 199H246V201H245ZM259 199L261 200L260 202L258 201ZM247 200H248V202H247ZM33 201H35L34 203L37 202V204H34ZM59 201H61V205H60ZM24 202H25V204H23ZM27 202H28V204H27ZM65 202L67 203L66 206H65V204H66ZM230 202L233 204L232 201H230ZM38 203H40V205ZM56 203L59 206L56 205ZM213 204H214L213 206L216 205L215 203H213ZM236 204H235V206H239L238 204L237 205ZM242 204H245V205L242 206ZM254 204L257 207H255ZM19 205L22 208H20ZM23 205L28 206V207H25ZM33 205H34L35 209L31 208V207H33ZM36 205H37V207H39V206L40 207L36 208ZM41 205H42V207L44 209L43 208L41 209ZM17 206L19 208H17ZM54 206L57 209L54 208ZM26 208H27V210H26ZM50 208L52 210H54L56 213L53 214L54 211H52ZM61 208H63V209H61ZM254 208H255L256 211H254ZM50 210H51V213H50ZM35 211L37 213L38 212L41 213V212L44 211V212L47 213V215H50L49 218H48L47 215H46L47 217H45V218L53 219V220L49 221L48 219H45V218H43V220H42L41 219L42 218L41 215L43 213L41 215L38 213L40 216L37 217L38 215L35 216V214H36ZM48 212H49V214H48ZM54 215H55V218L53 217ZM15 217H16V219H15ZM34 217L36 218L35 221H34ZM252 217H254V215ZM38 219L39 220L41 219L42 221H40L38 223ZM257 220L260 222V224L257 223ZM262 220L263 219H260L259 217L255 216L253 221H256L257 224L254 223V224H252L250 226L247 225V226H244V227H247L248 230L249 229L253 230L252 228H255V227L256 228L264 227V225H263L264 224V220L263 221ZM44 221H46V223H44ZM24 223L25 224L28 223L27 226H25ZM33 223H36V224L38 223L37 224L38 227H39V224L43 225V227L41 226L43 229L42 230L40 228L39 229H34V228H37V225H35ZM41 223H43V224H41ZM30 224H32V225H30ZM261 224H262V226H260ZM252 226H255V227H252ZM30 227H31L32 230L34 229L33 231H36V230L39 231L40 230V232L38 233V231H37V232H34L35 233L34 234L32 230L28 229ZM32 227H34V228H32ZM244 227H242V228H244ZM249 227H251V228H249ZM44 228H45V230H44ZM16 229H18V232L16 231ZM14 230H15V233H14ZM250 230L248 232H245L247 234L241 233V235L239 237L244 238L242 242L237 240L238 242H240V244H242V245L244 244L243 245V250L246 251L247 253L243 252L244 253V255H243L242 253L240 254L238 252L239 254L237 253V256L238 255L239 256L242 255V256H240V259L244 262V264H254V262H255V264H261V263L264 264V258L263 259L260 258V256L264 257V251H263V249H264L263 245L264 244H261V246L263 248L260 247L259 244L261 242L259 244L256 242L257 239H255V238H257V236L256 237L253 236L250 233ZM28 232L30 233L29 235L25 234V233H28ZM37 233L40 235V237H42L41 239H40V237H39V235ZM36 234L38 235L37 242H35L36 241L35 240L36 239ZM42 234H44V235L42 236ZM249 235H250V237H249ZM24 236L26 238L32 236L35 239H33L32 237L31 238L33 240H35V241L33 243H31V240L28 242V240ZM252 237H253V239H252ZM21 238H23V240H21ZM46 238H47V240H46ZM238 239H240V238H238ZM246 239H248L250 241L249 246H251V247L247 248V245H245V243L246 244L249 243L248 240L246 241ZM17 240L20 241V242H18ZM262 240H264V235H263ZM12 241H14V242H12ZM244 241H246V242H244ZM251 241H253V243L255 244L254 245L255 247L252 246L253 243ZM5 242H6L7 245L3 244ZM38 242H39V244L34 247V244H36ZM262 242H264V241H262ZM17 243H20L19 246H18ZM227 243L228 242H226L225 244H227ZM13 244H14V246H13ZM240 244L238 243V245H239L238 249H239V251H243L241 249L242 247L240 246ZM29 245H30V247H29ZM256 245H258V246H256ZM16 246H17V248H16ZM31 246L34 247V248L32 249ZM244 246L247 248V250L244 249L245 248ZM30 248H31V250H30ZM34 249H37V253L38 254L36 253V250L34 251ZM255 249H256V251H255ZM21 251H22V253H27V255L26 254H22ZM3 252H6V253H3ZM44 252H46V253H44ZM232 252H237V251H232ZM32 254H34L35 256H32V258H31ZM234 254L236 255V253H234ZM234 254L233 255H231V254L229 255V258H228L229 260L227 259L229 264H239L241 262V260L239 262L238 259H237V258H239V256L236 257V256H234ZM246 254L248 256H246ZM22 255H25L26 257L22 256ZM42 255H45V257L44 256L42 257ZM232 256H234L233 259H232ZM21 258H25L26 261L22 260ZM235 258L237 259V262L235 261ZM30 259H31V262H30ZM33 259H34V261H33ZM4 260H5V258H4ZM9 260H11V259H9ZM229 261H231V262H229ZM24 262L22 264H25Z\"/></svg>", "mask_w": 264, "mask_h": 264}]
</instances>
